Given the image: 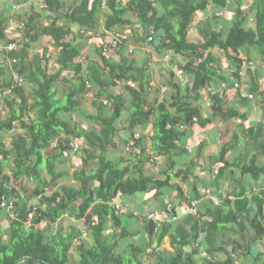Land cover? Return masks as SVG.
Instances as JSON below:
<instances>
[{"label": "trees", "instance_id": "16d2710c", "mask_svg": "<svg viewBox=\"0 0 264 264\" xmlns=\"http://www.w3.org/2000/svg\"><path fill=\"white\" fill-rule=\"evenodd\" d=\"M43 8L51 13L46 23L40 11L24 13V28H18L21 48L0 50V101L9 107L5 117L0 113V196L14 198L12 211L0 209V264H147L142 255L152 256L151 247L160 248L166 236L172 250L164 254L157 251L154 264H210L194 244L199 242L214 259L224 251L219 235L229 225L243 231L246 220L248 229L253 230L252 241L262 240L264 189L246 195L251 187L246 176L254 181L264 177V165L258 163L264 154V119L250 123L252 109L248 104L255 98L253 93L264 104V86L251 83L241 91V82L248 70L264 62V0H43ZM250 17L253 21L249 24ZM108 32L112 36L108 37ZM150 36L152 40L147 41ZM17 37L9 16L0 13V42L7 44ZM45 39L53 46L54 56L43 44ZM114 39L116 46L111 45ZM148 42H155L161 52L186 59L178 65L185 74L183 80H177L182 86L171 82L175 94L169 98L150 97L151 68L146 61L131 57L132 52L144 51ZM33 43H39V49L32 53ZM240 49L244 57L242 52L231 55ZM215 50L224 55L219 60L229 59L227 65L219 63ZM251 53L258 58L253 60V68L244 65L252 60ZM13 58L16 62L12 63ZM12 72L23 76L25 83L14 87L12 95H3ZM59 84L68 86L63 101L57 98ZM119 85L121 89L115 90ZM85 97L91 100V112L82 107ZM232 98H237L239 107L226 103ZM201 100L207 101L206 113ZM124 111L128 112L125 124L118 126ZM216 118L234 120L239 131L212 155L218 165L212 181L203 184L201 192L197 180L193 181L185 194L177 181L187 182L196 176V161L186 148L193 125L205 128ZM16 125L25 135L13 138L7 146L4 133ZM148 125L150 150L169 159L160 177L144 172L150 159L144 135L141 132L138 139L133 137L136 129L144 131ZM61 133L85 145L81 167L75 172L78 185L63 184L48 192L58 178L66 176L56 169V163H61L73 147ZM130 140L136 150L134 160H117L109 153L110 148L122 151V144ZM53 141L52 154L46 156ZM206 145L204 140L198 142L195 158ZM239 149L242 151L228 165L229 154ZM174 154L188 158L184 168L175 169ZM10 156L13 165L5 167L10 172L5 175L2 163ZM90 161L94 162L92 167ZM235 172H239L238 179ZM225 175H231L235 184L219 203L202 199L196 216L172 220L178 207L187 206L191 198H202L209 185L214 193L221 191ZM23 176L35 181L32 194L39 201L30 225L26 224L29 198L17 194L7 183L11 177ZM139 193H144V198L128 216L125 204L133 203ZM150 201L156 202L158 215L148 220L142 209L151 207ZM117 203L123 207L117 208ZM65 213L84 220L87 231L72 229L63 234L57 230L51 236L54 239L48 240L38 225L55 222ZM73 243L76 263L71 260ZM227 261L233 264L234 259L229 256Z\"/></svg>", "mask_w": 264, "mask_h": 264}, {"label": "rangeland", "instance_id": "374dc122", "mask_svg": "<svg viewBox=\"0 0 264 264\" xmlns=\"http://www.w3.org/2000/svg\"><path fill=\"white\" fill-rule=\"evenodd\" d=\"M250 1V0H247ZM31 10H37L40 11L42 14V21L46 23L48 21L47 16L51 15V13L45 11L43 8V0H0V13L9 16L10 19V26L13 29H18L19 24L24 21V13H28ZM204 15V13L202 14ZM201 17V16H200ZM102 22V20H100ZM252 23V21H249V24ZM141 27H139L138 30H140ZM128 30V29H127ZM129 31V30H128ZM193 31V30H192ZM125 34V31L122 32ZM108 37L112 36V33L108 32L107 33ZM108 37L105 39H108ZM101 38V37H100ZM47 39V38H46ZM42 40L44 41L43 44L49 47V51L51 53L55 54L53 46L47 45L45 41L47 40ZM41 43V42H40ZM86 51L88 50L89 47H86ZM39 49V43H33L32 44V53L36 50ZM162 51V50H161ZM160 50H157L155 48V42L154 43H147L144 44V51L137 50L135 52L131 53V57L134 59H137L139 61H146L145 63L151 68V82H150V97H157L158 99H163L165 97H171L173 94H175V90L171 87V82L178 83L177 80V74H180L181 71L179 69V64H183L186 62V59L183 58L180 55H174L173 53L169 51H163L161 52ZM242 52L241 56L244 57V51L241 49L238 52H233L231 51V55L234 56L236 53L239 55V53ZM214 54L216 55V58L219 60L221 57L224 55L221 53L219 50H215ZM257 55L251 53L249 56L250 59L252 60H257L258 58L256 57ZM85 58V57H84ZM83 58V59H84ZM246 58V57H245ZM82 59V60H83ZM226 57V59L219 60V63L221 65H227L229 63V59ZM169 69V70H168ZM53 67L52 64H49V71H52ZM173 74H171V72ZM248 75H245L241 82V91H246L248 87H250L251 83L258 85L259 87L264 86V62H261L260 65L254 67L251 70H248ZM183 74V80L185 78ZM249 76V77H248ZM179 85L182 86L181 83H178ZM68 86L67 84H59L56 85V90H57V98L61 101H63V97L65 95V92L67 90ZM121 87L120 85L115 88V90H120ZM28 90V88H26ZM182 91V90H181ZM183 92V91H182ZM181 92V93H182ZM247 93H250L247 92ZM254 97L256 98L257 95L253 93ZM251 100L249 103L251 105L252 109V114L250 117L251 122L250 123H255L258 120H263L264 116V104H263V99L259 97V100L257 99ZM82 100V107L87 111L91 112L92 106L90 104V99L87 97L83 98ZM127 99V98H126ZM207 101L201 100L202 104V109L204 110L203 113H206L208 107L206 106ZM227 104L230 103V105H233L235 107H239L238 100L235 99H229L226 101ZM9 111V107L5 105V103L0 101V113L3 117L7 115ZM128 112L124 111L123 115L124 117L122 118V122H118L117 125L123 126L125 124V117ZM33 114H31L32 116ZM75 119H78L79 121L82 122L81 119H79L76 114ZM74 122V120H72ZM248 122V121H247ZM193 130L194 133L190 140L187 143V147L191 154L190 158L193 157V159L196 161L195 164L193 165V172L196 176H193L188 179L187 182L184 181H177L180 186L182 187L183 191L186 194V191L188 189V185H190L191 182L197 180V189L201 192L203 189V184H208L210 181H212V177L215 174V171L218 167L217 164L214 163V159L212 158V155H215L223 142H227L230 138L233 132L239 131L237 123L233 120H227V119H221V118H216V120L207 125L205 128H201L199 125L194 124L193 125ZM135 132H142V136L144 135V141L145 145L147 147L148 154L150 155L149 161L145 163L144 166V172L146 174H151L156 177L162 176V171L165 170L169 164V159L166 156H155L153 151L150 150V132H151V126L148 125L144 131H137ZM240 134V133H239ZM25 135V131L20 128L19 126H15L14 129L6 131L4 133V139H5V144L8 146V144L11 142L13 138H17L19 136ZM61 137L66 139V144L73 147L67 153L66 156H64L63 160L61 163L57 164L56 163V169L63 173L62 175L64 176L66 173V176L64 178L60 177L58 178L53 185H51L47 191L51 192L55 188H57L60 185L63 184H73L75 186L78 185V180L76 178L75 172L78 171L81 167V159L80 156L82 154V148L85 147L83 141L79 140L76 141L73 139L71 136H66L63 133H61ZM200 140L206 141L207 145L206 148L204 149L203 153L201 156L198 158H195L196 154V145ZM131 141V140H130ZM127 142L123 143L121 148L123 149L122 151L116 150V148H110L109 153L116 157L117 160L123 158L126 161L129 160V158H132L133 160L135 159V154L136 150L132 149L130 152H126L128 150L124 149V146ZM130 143V142H128ZM78 144L79 148L77 150L74 149V146ZM55 141L51 144L49 149L45 151V155L49 156L52 154V150L54 149ZM131 145V144H130ZM120 147L118 149H121ZM242 151V149H239L236 151L234 154L230 153L227 159V164H231L232 159L234 157H237L239 153ZM1 159V158H0ZM188 159V158H187ZM187 159H184V156L181 154H174L172 160L175 161V169H179L180 167L184 168L185 163L188 162ZM13 156H10L9 160L4 161L2 163V172L7 175L10 172H8V169L5 170L6 166H12L13 165ZM259 165H264V154L261 155L258 159ZM94 162L90 161L89 166H93ZM230 167H228L229 169ZM41 171L45 172L44 166L41 167ZM238 174L239 172H235L233 175L235 179H238ZM226 177L224 180H222V185H221V192L223 195H227L234 187L235 182H233V178L230 176V178L225 175ZM46 178L49 179L50 176L46 174ZM246 180H248L251 184V187L247 188L246 190V195L249 197L254 194V193H259L261 189H264V177H260L258 181L252 180L250 177L246 176ZM34 180H30V177L28 179L27 176H23L22 178L15 179L11 177V179L7 182L10 187H13L16 191L17 194L21 195L23 198H29L30 204L28 205H37L39 204V201L37 198L33 197L32 194V188L34 186ZM210 187V185L208 186ZM144 193H139L135 197V201L133 203H126V207L124 209L125 214H134V209L136 207V204H140L141 200L144 198ZM15 197V196H14ZM171 197H174L173 194H171ZM232 199V196H230ZM162 203L167 202L165 199H161ZM170 200V199H169ZM168 200V201H169ZM175 202H177V198H175ZM156 202L150 201V206L147 210L145 208L142 209V213H147V212H153L155 215H158V210L156 209L157 206H155ZM148 204V205H149ZM136 213V212H135ZM138 213V212H137ZM124 214V217H125ZM1 216V215H0ZM131 218V217H130ZM156 218V217H155ZM140 219H142L140 217ZM246 227L243 229V231H238L236 225H229L225 228L223 233L219 235V242L221 245H223L224 251L218 253L215 255L214 259H218L222 262V264H228V261L226 262V258L229 256H232L234 259L233 264H262L264 262V238L260 241H257L256 243L252 241L253 238V230L248 229L249 228V223L246 220ZM40 228L44 229V235L48 240H53L54 238L51 237L53 234L56 233L57 230L60 231V233H68L72 229H81L82 232L87 231L86 230V223L84 220L79 219L77 220L73 215L69 213H65L62 215L60 218H58L55 222L50 221L47 225L46 222L43 221L38 225ZM130 226V224H129ZM85 238L88 239L89 242H91L90 237L85 233ZM57 239V238H55ZM135 239L138 241V236H135ZM140 243L141 239L139 240ZM74 245L73 243L71 252V260L73 263H76L77 257H76V251L74 250ZM154 247V246H153ZM151 247V251L153 253L152 256L148 255H142V259L145 261L147 264H154L157 262V256L159 255L157 251H161V254H164L165 250L171 251L172 247L169 241V237L166 236L164 239V242L160 245L159 250L154 249ZM247 249V252L245 250ZM187 250H190L189 247H187ZM236 257V258H235ZM196 259L199 261L200 258L196 256Z\"/></svg>", "mask_w": 264, "mask_h": 264}, {"label": "built area", "instance_id": "2783aa9c", "mask_svg": "<svg viewBox=\"0 0 264 264\" xmlns=\"http://www.w3.org/2000/svg\"><path fill=\"white\" fill-rule=\"evenodd\" d=\"M249 21H253V18L250 17L249 18ZM20 29L24 28V23L21 22L19 24V27ZM12 31L17 33V38L14 39V40H11L9 41L7 44H3L2 42H0V50L3 51V52H9V51H14V50H17L19 48H21L22 46V33L19 29H13L11 27ZM152 40V37H148V40L147 41H151ZM112 46H116L117 45V40L114 39L112 41ZM110 48V47H109ZM133 48L130 49V51H132ZM0 55H3V54H0ZM3 58V57H2ZM1 58V59H2ZM13 62H16V59L13 58L12 59V63ZM244 65H248V66H251L252 68L256 65V62H254L253 60H249L248 63L244 64ZM244 72V68L242 69V73ZM177 78L179 80H181L183 78V74L180 73V74H177ZM9 86L6 87V89L4 90L3 92V95H12V90L14 87L16 86H23L24 83H25V79L23 76L21 75H18L16 73H13L10 75L9 77ZM235 86H238L237 83H235ZM209 91L211 93H214V91L210 88ZM106 103V101H104ZM194 121H195V118H194ZM185 126H182L181 129H183ZM141 136V132H134V139H138L139 137ZM130 142V143H128ZM125 146H124V149L125 150H128L126 152H130L133 148V143L131 141H128ZM131 144V145H130ZM79 148V145L76 144L74 146V149L77 150ZM186 148L188 149V147L186 146ZM30 180H32V177H30ZM8 189H10V187H8ZM40 196V195H39ZM224 195L222 194L221 191H219L218 193H214L213 189L211 187H207L204 191V195L202 198H191L188 202V205L187 206H181V207H178L177 208V214L175 217L172 218V220H175L176 217H179V216H183V215H193V216H196L198 214V205L200 203V201L202 199H205V200H210L212 202H217L219 203L220 202V199L221 197H223ZM170 206V205H168ZM116 207L117 208H120V207H123V205L117 203L116 204ZM125 207H126V204H125ZM0 209H3L5 211H12L14 209V198L10 197V196H6L5 194L1 195L0 196ZM36 206L34 205H31L29 208H28V213H27V220H26V224L27 225H30L31 224V219L32 217L34 216V212L36 211ZM14 214H12L13 216ZM146 216H147V219L150 220V219H155L156 215L155 213L153 212H147L146 213ZM194 247L196 249H198L200 255L202 257H206L209 261H210V264H214V259L213 257H211L207 250L205 248H203V246L197 242L194 244ZM157 250H159V247H157Z\"/></svg>", "mask_w": 264, "mask_h": 264}, {"label": "crops", "instance_id": "0c3cea01", "mask_svg": "<svg viewBox=\"0 0 264 264\" xmlns=\"http://www.w3.org/2000/svg\"><path fill=\"white\" fill-rule=\"evenodd\" d=\"M260 64H261V63H260ZM232 99H235V98H232ZM230 100H231V99H230ZM235 100H236V99H235ZM229 104H230V103H229ZM248 104H249V106L251 107L250 103H248ZM206 106H208V105H206ZM54 146H55V145H54ZM187 190H188V189H187ZM186 192H187V191H186ZM189 195H190V194H189ZM30 201H31V200L28 199L27 203H30ZM199 204H200V203H199ZM63 215H64V214H63ZM42 223H43V222H42Z\"/></svg>", "mask_w": 264, "mask_h": 264}]
</instances>
